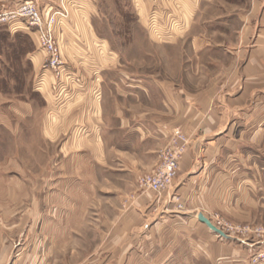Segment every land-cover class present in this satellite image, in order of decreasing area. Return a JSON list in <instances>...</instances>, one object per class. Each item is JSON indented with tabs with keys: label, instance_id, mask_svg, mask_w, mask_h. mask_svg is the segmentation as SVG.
Returning a JSON list of instances; mask_svg holds the SVG:
<instances>
[{
	"label": "crops",
	"instance_id": "0c3cea01",
	"mask_svg": "<svg viewBox=\"0 0 264 264\" xmlns=\"http://www.w3.org/2000/svg\"><path fill=\"white\" fill-rule=\"evenodd\" d=\"M24 1L0 0V13ZM181 1L188 13L198 3ZM92 4L49 0L43 6L46 13L69 10L55 33L70 75L51 94L67 100L57 109L48 104L47 116L58 122L47 121L44 131L72 135L62 143L67 153L55 182L46 177V191L39 198L32 193L23 216L15 209L3 226L8 235L0 225V264H240V244L221 238L199 214L213 223L216 217L264 223V0H252L240 19L237 42L225 48L231 62L218 61L196 92L172 80L127 76L115 82V93L107 91L100 56L107 48L89 26ZM68 50L87 60H72ZM43 75L39 90L50 78ZM177 128L189 146L173 186L162 194L141 190L138 177L155 168ZM97 214L102 236L91 238Z\"/></svg>",
	"mask_w": 264,
	"mask_h": 264
},
{
	"label": "rangeland",
	"instance_id": "374dc122",
	"mask_svg": "<svg viewBox=\"0 0 264 264\" xmlns=\"http://www.w3.org/2000/svg\"><path fill=\"white\" fill-rule=\"evenodd\" d=\"M34 1L44 9L49 0ZM91 1L88 22L106 44L107 51L100 56L108 68L104 77L109 85L104 87L112 93L116 92L115 82L120 83L126 76L172 80L187 84L194 92L200 90L215 75L218 61L231 62L225 48L237 42L240 19L252 4V0H198L190 14L181 0H154V4L147 5H138L135 0ZM33 31L23 23L10 27L0 22V225L1 232L7 235L3 226L15 209L23 216L32 193L39 198L40 192L46 191V177L49 176L50 184L58 178L63 151L67 153L61 146L72 135L52 136L44 131L47 121L50 125L58 122L56 115L47 116L48 104L57 109L65 98L58 97L61 102L52 98L60 92L53 91L52 75L47 87L39 90L40 78L45 77L42 73L46 55L39 49ZM66 55L72 60L75 55L77 60H87L84 53L82 56L68 50ZM83 72L94 75L90 69ZM65 83L59 90L64 89ZM136 185L153 191L142 189L138 182ZM26 193L30 194L27 198ZM100 200L98 211L104 209ZM181 207L180 203L178 208ZM101 218L100 214L93 217L98 227L96 232H89V237L95 233L96 238H101ZM85 233L87 237L88 232ZM233 238L242 250L240 264H264L263 238L251 234Z\"/></svg>",
	"mask_w": 264,
	"mask_h": 264
},
{
	"label": "built area",
	"instance_id": "2783aa9c",
	"mask_svg": "<svg viewBox=\"0 0 264 264\" xmlns=\"http://www.w3.org/2000/svg\"><path fill=\"white\" fill-rule=\"evenodd\" d=\"M69 10L66 7L54 9L47 13L34 0H26L14 8L0 13V22L10 27L23 23L28 30H34L37 35L39 49L45 53L43 73L52 75L54 81L53 91H59L63 86L65 77L70 76L68 61L64 57L59 40L55 33L56 26L62 19H67ZM189 146V137L181 129L173 131L169 142L160 150L159 162L153 170L138 177V184L142 189H151L158 194L168 191L174 184L178 174L182 156ZM214 224L230 236L241 239L251 234L254 238L264 239V224L254 226L237 225L216 217ZM261 255H264L262 253Z\"/></svg>",
	"mask_w": 264,
	"mask_h": 264
},
{
	"label": "water",
	"instance_id": "95a60500",
	"mask_svg": "<svg viewBox=\"0 0 264 264\" xmlns=\"http://www.w3.org/2000/svg\"><path fill=\"white\" fill-rule=\"evenodd\" d=\"M199 219L206 223L213 231H215L217 234L222 236L223 238L231 239L232 236L225 233L223 230L218 228L208 217H206L203 213L199 214Z\"/></svg>",
	"mask_w": 264,
	"mask_h": 264
}]
</instances>
